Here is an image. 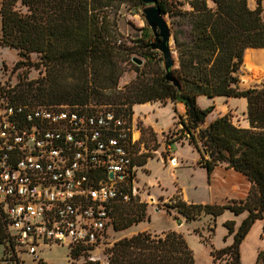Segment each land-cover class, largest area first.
Returning <instances> with one entry per match:
<instances>
[{"label": "trees", "instance_id": "16d2710c", "mask_svg": "<svg viewBox=\"0 0 264 264\" xmlns=\"http://www.w3.org/2000/svg\"><path fill=\"white\" fill-rule=\"evenodd\" d=\"M210 1L213 6L208 0H189L190 10L183 14L187 35L181 30L173 34L178 63L173 74L180 84L178 90L164 79V71L148 79L140 66L136 78L118 89L126 71L123 64L136 65L132 62L136 51L124 42L116 44L111 12L123 4L142 7L141 0H1L0 44L18 51L21 60L14 67L24 66L23 59L34 53L39 56L35 67L44 69L41 78L19 83L4 96L10 103L66 105L86 112L94 110L88 109L91 105L110 107L129 122L134 105L158 101L182 104L185 112L178 116L176 125L181 128L173 141H187L197 151L198 164L207 177L219 164H225L245 177L250 189L239 202L201 205L176 198L166 208L175 209L187 222L202 214L216 219L225 211L234 215L247 212L233 243L211 251L214 264L221 258H225L224 264H240L241 241L254 222L264 218V84L239 90L238 71L246 49V65L264 62V8L261 0L253 10L248 0ZM18 2L27 8L26 13L15 9ZM157 6L163 15L168 12L162 0H157ZM151 40L139 45V54L148 61L158 53L151 50ZM198 97L244 98L248 126L235 125L225 114L201 127L214 106L199 107ZM139 155L136 144L133 158ZM148 158L152 156L142 154L132 166H143ZM132 177L127 180L128 189L124 186L128 201L116 200L111 209L114 231L128 229L145 218L146 204L131 192ZM225 226L233 232V222ZM6 240L0 222V242ZM10 246L9 242L13 250ZM79 255V250H72V258ZM83 264H195V260L183 236L168 231L160 236L140 232L120 239L108 249L106 263L87 260ZM254 264H264V248Z\"/></svg>", "mask_w": 264, "mask_h": 264}, {"label": "built area", "instance_id": "2783aa9c", "mask_svg": "<svg viewBox=\"0 0 264 264\" xmlns=\"http://www.w3.org/2000/svg\"><path fill=\"white\" fill-rule=\"evenodd\" d=\"M135 146L131 123L110 107L86 112L0 95V222L13 249L2 264L21 254L39 263L53 246L99 261L111 209L129 199Z\"/></svg>", "mask_w": 264, "mask_h": 264}, {"label": "rangeland", "instance_id": "374dc122", "mask_svg": "<svg viewBox=\"0 0 264 264\" xmlns=\"http://www.w3.org/2000/svg\"><path fill=\"white\" fill-rule=\"evenodd\" d=\"M168 12L164 15V19L170 27L173 34L179 30L187 35L189 27L183 14L190 10L189 0H162ZM209 6H213L208 0ZM257 0H248V7L255 9ZM261 6L264 8V0H261ZM1 7V0H0ZM143 7V6H142ZM142 7L134 8L130 4H123L118 10H112L111 16L115 19L117 36L116 39H121L126 46L135 50L133 58L142 61L141 70L145 73L146 78H153L160 71L163 72L161 65V55L157 53L151 60H146L145 57L139 54V45L153 37L151 31L141 13ZM17 11L24 14L27 8L16 4ZM0 39H1V15H0ZM174 40H171V48L174 50V60L177 61ZM253 49V48H252ZM246 54V52L244 51ZM244 53L242 64L238 71L239 82L237 87L239 90L250 88H260L264 84V79L260 84L250 86L246 78L251 77L249 64L244 63ZM21 60L18 51L3 47L0 44V95L5 92H10L17 88V84H26L29 81H35L44 75V69L34 64L39 62L37 54H30L28 59H23L25 65L20 68H15V64ZM264 65V62L262 63ZM246 65V66H245ZM125 73L118 81V89H123L137 76V65H125ZM248 84V85H247ZM162 104L161 102H156ZM169 101L167 102V104ZM246 101L242 98H214L198 97L197 104L201 108L214 106L213 111L208 115L205 123L201 127H205L212 120L222 116L229 115L231 121L240 127H247L248 121L246 118ZM163 105V104H162ZM66 106V105H65ZM99 108L91 105L88 109ZM164 115L159 118V122L168 123L167 119L172 115L171 109L165 107ZM181 109L174 107V115L172 125L158 134L160 140V150L158 153L151 152L149 149L158 147L156 140L150 136L149 149L140 148V154H150L153 156L152 162L148 167L134 166L133 177L130 180L131 192L140 203L146 204L145 218L136 225L122 231H114L110 229L109 235L106 237L104 244L103 255H100L101 263L107 261V251L114 242L129 238L140 232L149 233L151 236H160L163 232L174 231L181 234L185 239L189 249L192 251L195 264H214L211 256L212 249L219 250L230 246L233 243L234 235L240 226L241 222L246 218L247 212L240 215H234L230 211H225L223 214L213 219L211 215L202 214L198 220L187 222L186 219L177 213L175 209H168L166 206L172 204L174 199L180 198L187 203L192 204H227L232 201H242L245 199L250 184L245 177L236 175L233 170L226 168L225 164H219L209 177L206 171L198 164L199 155L197 151L188 144L187 141H173L178 136L177 130L181 127L176 125ZM155 142H154V141ZM139 155V156H141ZM139 156L133 158L132 162L139 159ZM177 160L178 166L175 169H170V162ZM161 161V163H160ZM171 165V164H170ZM155 177V183H151ZM238 184V185H237ZM129 183L127 182V189ZM182 188L184 191H182ZM126 189V190H127ZM184 193L186 198L184 199ZM178 219L181 224H178ZM233 222V232H229L225 223ZM264 227V218L257 220L251 226L248 233L245 235L239 246L240 264H254L257 254L264 248V236L262 230ZM72 249L66 247L53 246L50 249H41L39 257L44 264H83L88 259L87 253H80L76 258L71 257ZM11 254L9 242L6 240L0 242V264L8 259ZM98 255V252H95ZM225 258L217 260L215 264H224ZM17 264H39L35 263L26 254H21Z\"/></svg>", "mask_w": 264, "mask_h": 264}, {"label": "crops", "instance_id": "0c3cea01", "mask_svg": "<svg viewBox=\"0 0 264 264\" xmlns=\"http://www.w3.org/2000/svg\"><path fill=\"white\" fill-rule=\"evenodd\" d=\"M167 106L169 107V109H171L172 115L168 117L167 119L168 123L166 122L162 123L161 121L159 122L158 121L159 118L161 119V117L164 115L163 109ZM175 106L181 109L182 112H180V115H184V112H185L184 106L182 104H174L172 102H169L168 104L166 103L165 105L158 104L156 102H148L144 104L134 105L132 107V116H131V121H130L131 135H132V140L135 141L137 144L138 154H140V148L143 147V145H145L144 147L146 148V151H148L149 144H151L150 143L151 141L149 139L150 136H152L156 140L158 147L149 149V151L151 152L156 151L158 153V151L160 150V140L158 139V134L172 125ZM150 162H152V159L148 158L145 165L143 166L148 167ZM170 164H169L170 169H175L178 166V162L176 159L170 162ZM237 174L238 176L240 175L239 173H236V175ZM156 180L157 178L155 177V179L151 183H155ZM182 191H184L183 188H182ZM183 197L184 199L186 198L185 193Z\"/></svg>", "mask_w": 264, "mask_h": 264}, {"label": "water", "instance_id": "95a60500", "mask_svg": "<svg viewBox=\"0 0 264 264\" xmlns=\"http://www.w3.org/2000/svg\"><path fill=\"white\" fill-rule=\"evenodd\" d=\"M141 2L143 4L141 13L144 16L153 37L151 50L158 52L161 55L164 79L179 90L180 84L173 74V69L177 67L178 63L174 60V50L171 48V40H173V37L170 27L164 19V15L161 13L160 8L157 6V0H141ZM132 62L137 66L142 65V61L135 57L132 58ZM108 177L109 179H112V174H109ZM178 224H181V220L179 219Z\"/></svg>", "mask_w": 264, "mask_h": 264}, {"label": "bare ground", "instance_id": "6f19581e", "mask_svg": "<svg viewBox=\"0 0 264 264\" xmlns=\"http://www.w3.org/2000/svg\"><path fill=\"white\" fill-rule=\"evenodd\" d=\"M244 59L246 63V54H244ZM249 71L251 73V77L246 78L245 81H247L250 86L260 84L264 79V65L255 62L249 63Z\"/></svg>", "mask_w": 264, "mask_h": 264}]
</instances>
